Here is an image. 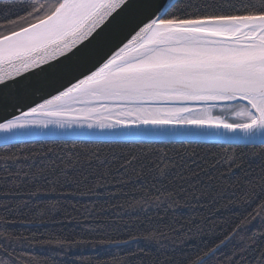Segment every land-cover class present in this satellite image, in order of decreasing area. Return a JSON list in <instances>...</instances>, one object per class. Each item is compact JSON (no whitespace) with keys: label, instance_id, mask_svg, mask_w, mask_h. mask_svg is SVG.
I'll return each instance as SVG.
<instances>
[{"label":"snow or ice","instance_id":"1","mask_svg":"<svg viewBox=\"0 0 264 264\" xmlns=\"http://www.w3.org/2000/svg\"><path fill=\"white\" fill-rule=\"evenodd\" d=\"M0 112H7L0 115V142L6 148L33 135H71L73 146L81 136L107 137L141 149L163 141L182 146L213 141L221 153L212 160L187 148L177 151L176 159L150 147L128 152L116 164L99 154L83 159L69 154L59 163L42 160L22 171L21 157L0 156L10 178L32 186L30 198L89 197L95 205L106 197L105 204L122 209L124 204L110 201L127 197L124 188L131 184L126 203L132 211L187 206L200 199L198 186L201 195L207 194L202 173L221 161L229 171L240 167L237 148L249 149L264 167V0H0ZM10 164L17 165L15 172ZM120 169L124 174L114 177ZM128 169L134 177L127 176ZM177 178L188 188L175 186ZM248 183L255 191L257 185ZM259 187L264 191V175ZM19 188L14 183L5 194ZM181 195L183 205L177 199ZM28 203L18 202L16 211ZM59 203L48 201L45 209ZM258 208L253 219L259 217L264 227V201ZM111 228L89 223L86 231L98 236L93 246L126 248L142 240L159 251L169 240L159 226L128 240L112 238ZM237 229L187 264H212L237 235L234 250L218 264H264V232L248 235L244 229L240 235ZM11 238L10 232L0 233V244L10 247ZM89 242L55 241L60 251Z\"/></svg>","mask_w":264,"mask_h":264},{"label":"trees","instance_id":"2","mask_svg":"<svg viewBox=\"0 0 264 264\" xmlns=\"http://www.w3.org/2000/svg\"><path fill=\"white\" fill-rule=\"evenodd\" d=\"M150 147L167 150L169 155L176 159H179L176 156L177 151L183 154L185 148L189 152L195 150L197 156L208 160L213 159V154L221 153V149L211 142H193L191 145L182 146L178 141L175 143L163 141L152 145L145 144L141 149L139 144L128 142L77 140L73 146V140H35L16 144L15 147L6 148L0 145V156L18 155L21 157L19 161L21 170L29 171V165L35 167L40 165L42 160H55L59 163L60 158H66L69 154L73 158L79 154L82 159L92 154H99L116 164L122 162L126 153L148 152ZM49 148L52 149L51 153L47 152ZM41 153L47 155H40ZM236 154L242 161L240 167L229 171L227 164L221 161L216 169H209L207 174H201L200 180L207 194L201 195L198 186L195 194L200 197L199 200H192L187 206L175 209L167 208L165 205L147 211H132L127 207L126 201H130L132 197L131 184L124 188V191L129 193L127 197L121 194L110 201L112 205L124 204L125 207L122 209L109 207L104 203L106 197H101L95 205L89 197L65 199L59 195H51L30 198L27 193L32 190V186L19 178H10L4 171L3 162L0 161V233L12 234L8 242L10 247L0 244V264L5 262L6 264H70V262L71 264H100V262L153 264L154 260L158 264H187L189 257L194 259L198 253L202 254V251H206L209 247H215L225 235L237 229L238 225L240 228L237 231L240 235L244 234V229L248 230V235L264 232L261 219L259 217L253 219L259 210V204L264 201V191L259 187L260 177L264 175V167L259 158L250 155L249 149L237 148ZM152 155L150 153V157ZM24 156L33 158L24 160ZM189 165L192 168L196 167L191 161ZM16 169L17 165H9V171L15 172ZM122 174H124L123 169L119 172L114 170L112 173L117 178ZM209 175L213 179L209 180ZM127 176L134 177L131 169H128ZM249 181L257 185L255 191L251 189ZM14 183L20 184L17 193L6 195L10 185ZM174 185L188 188V184L178 178L174 180ZM177 199L183 205L185 197L181 195ZM25 200L29 201L27 207L16 211V204ZM52 200H60L59 205L55 209L46 210V202ZM4 205H9L11 210H6ZM101 205L103 211L100 210ZM148 217H151V221ZM160 218H164L163 224L160 223ZM246 218L247 222H245ZM89 223L111 224L109 234L119 240H128L130 234L140 235L146 228L159 226L168 233L169 240L165 241L167 247L159 251L156 246H147L142 240L138 245L132 243L126 248L123 245L120 248L93 246L98 236L96 233L86 231ZM164 224L170 225L175 232L165 228ZM239 239L240 236L237 235L232 244L217 253L212 264H218L226 254L230 255ZM57 240L91 242L71 248L65 245L66 251H60L55 243ZM8 253L11 255L9 256Z\"/></svg>","mask_w":264,"mask_h":264},{"label":"water","instance_id":"3","mask_svg":"<svg viewBox=\"0 0 264 264\" xmlns=\"http://www.w3.org/2000/svg\"><path fill=\"white\" fill-rule=\"evenodd\" d=\"M53 94H55V93H53ZM45 98H47V97H45ZM35 102L38 103V102H42V101L40 100L39 97H36ZM22 110L26 111L27 108H24ZM11 111H12V109H8V112H11ZM14 114L18 115L19 112L17 111ZM0 115H7V112H0ZM7 118H11V116L9 115ZM57 131H61V130H57ZM67 131L69 133H71L72 130H67ZM35 140H73V137L71 135H65L62 137H52V136H44V135H33V136L24 137V142L35 141ZM77 140H92V141H106V142L115 141V140H111L110 138H107V137H97V136H81V137L77 138ZM195 142H211V143H214L213 141H203V140L195 141ZM0 145H3V143L0 142Z\"/></svg>","mask_w":264,"mask_h":264},{"label":"rangeland","instance_id":"4","mask_svg":"<svg viewBox=\"0 0 264 264\" xmlns=\"http://www.w3.org/2000/svg\"><path fill=\"white\" fill-rule=\"evenodd\" d=\"M219 114V113H218Z\"/></svg>","mask_w":264,"mask_h":264}]
</instances>
